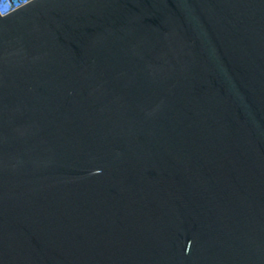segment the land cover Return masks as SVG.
<instances>
[{
	"label": "water",
	"instance_id": "obj_1",
	"mask_svg": "<svg viewBox=\"0 0 264 264\" xmlns=\"http://www.w3.org/2000/svg\"><path fill=\"white\" fill-rule=\"evenodd\" d=\"M0 264H264V0L0 13Z\"/></svg>",
	"mask_w": 264,
	"mask_h": 264
},
{
	"label": "built area",
	"instance_id": "obj_2",
	"mask_svg": "<svg viewBox=\"0 0 264 264\" xmlns=\"http://www.w3.org/2000/svg\"><path fill=\"white\" fill-rule=\"evenodd\" d=\"M33 0H0V13L5 16Z\"/></svg>",
	"mask_w": 264,
	"mask_h": 264
}]
</instances>
